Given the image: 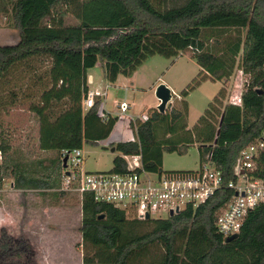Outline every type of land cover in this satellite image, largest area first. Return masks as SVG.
Instances as JSON below:
<instances>
[{"label":"trees","instance_id":"trees-1","mask_svg":"<svg viewBox=\"0 0 264 264\" xmlns=\"http://www.w3.org/2000/svg\"><path fill=\"white\" fill-rule=\"evenodd\" d=\"M73 17L78 23L70 21ZM11 18L20 38L12 45L0 43V84L21 62L51 59L49 86L30 110L39 118L40 149L58 153L60 183L61 152L108 138L118 121L112 114L101 116L100 99L83 109L89 70L101 61L105 77L116 82L152 56L177 57L189 48L204 65L200 78L222 80L236 68L243 71L248 80L241 104L225 103L222 87L189 129L186 97L199 85L196 79L164 113L154 108L147 120L132 121L137 138L114 144L121 155L113 171L127 169L126 155H141L147 170L162 171L165 153H185L199 143L200 164L212 154L226 183L236 179L240 151L264 129V0H186L172 7L167 0H12ZM204 28L215 30V51L207 50ZM10 139L1 130L0 190L12 176L25 183L11 160ZM256 175L264 177V167ZM233 195L226 186L196 208L141 220L86 193L83 264H264V203L250 211L239 234L224 238L218 230L217 217Z\"/></svg>","mask_w":264,"mask_h":264},{"label":"rangeland","instance_id":"rangeland-1","mask_svg":"<svg viewBox=\"0 0 264 264\" xmlns=\"http://www.w3.org/2000/svg\"><path fill=\"white\" fill-rule=\"evenodd\" d=\"M11 1L0 0V43L3 45L15 44L20 38L12 23ZM185 1L167 0V5L172 7ZM70 21L78 23L79 20L73 17ZM214 36V29H203L202 38L207 50L215 51ZM191 50L189 48L172 58L161 55L148 58L134 72L135 86H140L134 91L126 90L131 76L120 75L121 86H117L118 82H111L105 77L101 61L90 69L95 78L92 87L96 91L101 92L107 85L110 86L106 107L118 116V121L108 138L84 144L86 170H113L115 157L121 155V152L112 150L114 144L137 138L130 115L140 114L152 107L157 109L160 100L156 90L160 84L168 85L174 96H181L194 85L196 79H200L199 85L190 89L186 97L191 128L222 86L226 89L225 103H241L242 90L248 80L243 71L236 68L230 78L222 80L200 78L204 67L193 57ZM51 66L50 58L34 57L17 64L0 84V133L5 128L10 134L13 147L11 160L16 165L18 176L25 178L23 183L12 176L0 190V264H83L81 198L73 192L61 194V187L65 184L59 181L58 153L56 150L45 152L37 145L39 118L30 110L31 103L39 100L43 90L49 86L46 72ZM114 99L128 100L136 107L127 115H121L120 109L114 106ZM104 105L105 100L101 102V114ZM199 165V143L189 146L185 153L164 154L165 171L191 170Z\"/></svg>","mask_w":264,"mask_h":264},{"label":"built area","instance_id":"built-area-1","mask_svg":"<svg viewBox=\"0 0 264 264\" xmlns=\"http://www.w3.org/2000/svg\"><path fill=\"white\" fill-rule=\"evenodd\" d=\"M109 87L107 85L101 92L89 89L83 109L94 107L100 98L101 101L106 99ZM116 107L121 115H127L131 104L123 100ZM108 114L111 113L104 105L101 116L106 119ZM147 118L148 114L130 115L135 123ZM211 157L212 154L208 156V162L195 169L154 172L144 167L141 155H126L125 171L91 172L84 168L83 148L64 149L61 160L63 163L67 158V162L62 172L65 186L61 189L78 194L81 200L90 193L98 202L112 204L138 219L147 220V216L163 219L179 214L189 206L196 208L227 186L234 190V195L219 213L217 227L224 238H230L240 233L250 211L264 203V177L256 175L264 167V129L240 151L234 168L236 179L226 183L223 172L211 162ZM2 160L0 150V163Z\"/></svg>","mask_w":264,"mask_h":264},{"label":"crops","instance_id":"crops-1","mask_svg":"<svg viewBox=\"0 0 264 264\" xmlns=\"http://www.w3.org/2000/svg\"><path fill=\"white\" fill-rule=\"evenodd\" d=\"M191 52H192V55H193V57H195V53H194V51L193 50H191ZM203 67H204V65H203ZM90 71V70H89ZM138 71V70H137ZM136 71V72H137ZM135 72V73H136ZM134 73V74H135ZM132 75L131 77H130V79H129V88H126V90L127 89H133V91L136 89V88H140V86H138V85H136L135 86V84H137L136 83V78H135V75ZM116 82H118V84H117V86H121V82H120V76L118 77V79H117V81ZM95 83V78H94V76L92 75V74H90V72H88V84H89V89H94L95 90V88L94 87H92L93 86V84ZM155 83V82H154ZM223 87V86H222ZM221 87V88H222ZM173 91V90H172ZM243 91V90H242ZM243 93V92H242ZM108 97H109V91H108V96H107V98L106 99H104L105 100V106H106V103H107V101H108ZM100 100H101V98H100ZM173 100L174 101H176V96H174V98H173ZM102 101H103V98H102ZM121 101H123V100H118V99H114V106L116 107V105H117V103H119V102H121ZM128 101V100H127ZM174 101H172L171 103H174ZM231 101V100H230ZM129 102V101H128ZM130 103V102H129ZM233 103V102H232ZM131 104V108H130V110L133 108V107H136V105H135V103H130ZM107 108V107H106ZM154 108H156V107H152V108H149L148 110H144V111H142L140 114H137V115H134V116H143V115H147L148 114V112L151 110V109H154ZM108 109V108H107ZM109 111V110H108ZM113 116H114V114H113V111H109ZM38 117V116H37ZM38 121V120H37ZM39 124H40V122H39ZM39 124H38V133L36 134L37 135V137H36V142H37V145H39V136H40V133H39V131H40V126H39ZM196 124V123H195ZM195 126V125H194ZM193 126V127H194ZM192 127V128H193ZM188 128L189 129H192L190 126H189V124H188ZM43 151H45V152H47V150H43ZM12 184H14V182H12ZM15 185V184H14Z\"/></svg>","mask_w":264,"mask_h":264},{"label":"water","instance_id":"water-1","mask_svg":"<svg viewBox=\"0 0 264 264\" xmlns=\"http://www.w3.org/2000/svg\"><path fill=\"white\" fill-rule=\"evenodd\" d=\"M156 95H157L158 99L160 100V104L158 105L157 109L161 113H164L166 111L169 103H171L173 101L174 93H173L172 89L168 85L160 84L157 87ZM112 150L115 151L116 148L113 147ZM66 162H67V158H65L64 161H63V166L64 167H66ZM104 217H105L104 214H102L101 218H104ZM148 219H149V216H147V220Z\"/></svg>","mask_w":264,"mask_h":264}]
</instances>
